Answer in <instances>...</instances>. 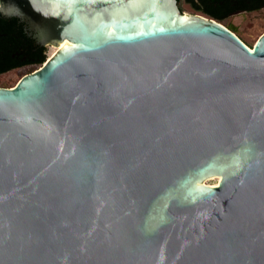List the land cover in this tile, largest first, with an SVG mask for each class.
I'll list each match as a JSON object with an SVG mask.
<instances>
[{"label": "water", "instance_id": "1", "mask_svg": "<svg viewBox=\"0 0 264 264\" xmlns=\"http://www.w3.org/2000/svg\"><path fill=\"white\" fill-rule=\"evenodd\" d=\"M0 9L59 48L0 87V264H264V33L179 0Z\"/></svg>", "mask_w": 264, "mask_h": 264}, {"label": "trees", "instance_id": "2", "mask_svg": "<svg viewBox=\"0 0 264 264\" xmlns=\"http://www.w3.org/2000/svg\"><path fill=\"white\" fill-rule=\"evenodd\" d=\"M195 11L220 22L238 12H252L264 8V0H179ZM237 32L238 28L229 26ZM48 58V46L43 44L30 23L19 16L0 9V76L30 67L34 71Z\"/></svg>", "mask_w": 264, "mask_h": 264}, {"label": "rangeland", "instance_id": "3", "mask_svg": "<svg viewBox=\"0 0 264 264\" xmlns=\"http://www.w3.org/2000/svg\"><path fill=\"white\" fill-rule=\"evenodd\" d=\"M182 11L189 13H200L195 11L189 4L182 1L179 4ZM227 27L235 26L238 28L237 35H239L250 47H253L258 40V38L264 33V8L252 11V12H238L229 16L226 20L222 22ZM56 50V47H48V57L51 52ZM38 68V67H37ZM36 68V69H37ZM32 68L24 67L0 76V87H12L14 86L20 78L30 73ZM218 182L217 178H211L206 181L207 184H216Z\"/></svg>", "mask_w": 264, "mask_h": 264}, {"label": "bare ground", "instance_id": "4", "mask_svg": "<svg viewBox=\"0 0 264 264\" xmlns=\"http://www.w3.org/2000/svg\"><path fill=\"white\" fill-rule=\"evenodd\" d=\"M59 48L58 47H56V50H54L53 52H51V54H50V56L49 57H51L52 55H54V53L58 50ZM217 178V180H218V182L216 183V184H214V185H218V183H219V181H220V177H216Z\"/></svg>", "mask_w": 264, "mask_h": 264}]
</instances>
